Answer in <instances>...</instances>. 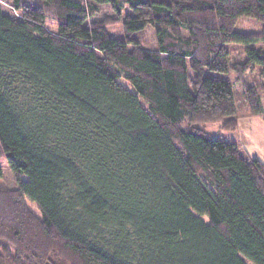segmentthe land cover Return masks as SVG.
<instances>
[{
  "label": "trees",
  "instance_id": "1",
  "mask_svg": "<svg viewBox=\"0 0 264 264\" xmlns=\"http://www.w3.org/2000/svg\"><path fill=\"white\" fill-rule=\"evenodd\" d=\"M41 2L0 0V264H264V163L193 127H237L232 83L207 72L231 70L230 44L264 66V35L234 28L264 24V0ZM95 5L127 7L122 38ZM244 98L264 112L254 84Z\"/></svg>",
  "mask_w": 264,
  "mask_h": 264
},
{
  "label": "rangeland",
  "instance_id": "2",
  "mask_svg": "<svg viewBox=\"0 0 264 264\" xmlns=\"http://www.w3.org/2000/svg\"><path fill=\"white\" fill-rule=\"evenodd\" d=\"M3 12L20 17V12L13 9L12 0H1ZM33 7L42 8L41 0H23ZM86 3V0H79ZM125 6L122 15L118 16L115 11L108 5H95V10L90 15L89 21H109L108 32L117 37H123L122 20L123 15L128 13ZM57 20L53 15L46 14L45 26L51 32L57 31ZM235 31L246 33L249 35H264V24L256 19L241 17L235 24ZM139 45L147 49H156L155 28L147 27L141 34L137 36ZM253 47L264 46L262 41L251 44ZM229 62L231 70L227 73L207 72L208 76L222 80H227L232 83L233 92L238 113V123L235 129L223 128V121H207L193 125L213 138L223 141L234 142L239 146L240 154L244 158H257L264 163V112L260 115H250L248 106L244 98V90L247 86L255 85L261 99L264 109V66L248 65L244 53L245 46L240 44H230ZM119 82L128 86L123 74ZM0 168L3 175L0 178V185L7 187L10 190L15 188V176L6 162L0 160ZM28 209L35 215L39 216V211L35 204L25 200Z\"/></svg>",
  "mask_w": 264,
  "mask_h": 264
}]
</instances>
